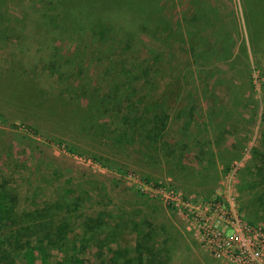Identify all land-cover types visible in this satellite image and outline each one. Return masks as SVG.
Listing matches in <instances>:
<instances>
[{
  "label": "rangeland",
  "instance_id": "374dc122",
  "mask_svg": "<svg viewBox=\"0 0 264 264\" xmlns=\"http://www.w3.org/2000/svg\"><path fill=\"white\" fill-rule=\"evenodd\" d=\"M32 1L12 2L0 18L1 80L7 78L14 52L21 78L30 76L34 67L40 84L57 93H68L63 82H70L76 91L80 82L96 77L103 89L119 82L118 98L126 109L140 110L163 101L169 114L164 142L182 138L189 112L196 136L183 138L188 143L187 159L183 166L173 167L160 146L156 151L149 143L146 157L137 140L126 147H109L105 135L71 128L68 121L38 117L41 109L22 106L0 90V185L17 194L20 209L33 208L60 194L79 197L82 205L71 217L72 234L79 241L84 236V241L89 239L82 255L91 263H107L110 254L105 247H95L82 221L103 210L116 216L122 229L116 241L109 243L112 248L125 247L133 254L137 234L130 220L143 223L146 219L153 224L155 241L170 254V264H234L210 252L195 232L198 216L205 218V206L213 205V209L214 203L225 210V202L240 217L255 218L246 208L252 189L243 185L239 168L250 162L252 149L262 144L264 30H255L250 38L241 0H175L167 10L181 20L178 30L126 35L115 29L119 37L125 35L130 48L124 42L103 44L72 27L62 35L54 30L41 35L27 23L25 34L16 35L7 29V20L24 13L31 18L36 6ZM55 52L64 56V71L61 75L47 69L42 73L44 65L56 58L52 56ZM54 64L62 68L59 61ZM124 68L133 73L126 74ZM135 72L140 73L137 79H133ZM123 76L126 84L121 81ZM175 115L182 116L180 130ZM221 124H227L225 133L215 135L214 129ZM226 140L232 142L231 159L201 182L191 168L200 164L199 146ZM175 152L179 156L181 148ZM183 168L191 172H181ZM256 220L251 222L263 234L264 220ZM251 245L255 250L256 244ZM47 251L52 262L63 260L62 264H67L65 257L71 254L56 246H47ZM40 259L39 254L37 264H42Z\"/></svg>",
  "mask_w": 264,
  "mask_h": 264
},
{
  "label": "trees",
  "instance_id": "16d2710c",
  "mask_svg": "<svg viewBox=\"0 0 264 264\" xmlns=\"http://www.w3.org/2000/svg\"><path fill=\"white\" fill-rule=\"evenodd\" d=\"M25 1L32 0H0V18L8 13L12 2L22 4ZM34 1L36 6L31 18L26 17L25 13L21 18L17 15H8L7 29H13L16 35H24L26 24L30 23L35 32L39 31L41 35L53 30L56 34L62 35L68 33L72 27L80 34L85 32L103 44L112 46L124 42L125 47L130 48L125 35L120 38L115 32L116 28L126 35H134L139 31L158 34L167 30H178L182 25L181 20L167 10L174 5L175 0ZM241 3L244 21L251 38L255 30H264V0H241ZM20 23L22 24L19 27ZM52 56L57 60L51 58L41 72L47 69L53 73V70H56L61 75L66 65L61 59L64 56L58 52ZM51 60L54 63L59 61L62 68L60 66L54 68L55 64ZM32 70L34 72H31L30 76L21 78L13 52L7 78L0 79V90L8 93L10 98L18 99L22 106L41 109L43 114L40 113L38 117L44 115L46 119H54L55 122L68 121L71 128L81 127L82 131L92 133L94 136L105 135L109 147H126L125 144L130 145L137 140L144 149V157L148 155L151 147L156 151L162 147L166 160L171 162L172 160L168 158L174 159L176 146L163 140L169 119L163 101H155L153 104L144 105L140 110L131 111L123 107L122 101L118 98L119 82L108 84V89H103L98 85L96 77L94 81L80 82L77 91L70 82H63L68 93L60 91L57 93L41 85L40 78H37V69L33 67ZM124 72L133 73L127 68ZM139 75L135 72L133 79H137ZM123 79L124 76L121 81L126 84L124 82L126 80ZM7 88H10L8 92ZM111 118L115 120L112 121ZM160 141L162 142L159 144ZM149 143L151 147L148 146ZM181 148L177 162L183 160L185 146ZM239 174L243 185L252 189L247 198L246 208L252 211L255 218H246L250 222H257L256 219L264 220V129L261 146L252 149L250 162L239 168ZM17 202V194L0 185V264H37L39 254L42 264H62L63 260L52 262L49 259L47 246L69 250L71 254L65 257L67 264L171 263L170 254L152 235L153 224L146 219L143 222L145 225L141 221L130 220V225L137 234L133 254H130L125 247L109 246V243L116 241L122 232V229L118 228L116 216L109 215L103 210L96 215H86L82 221L85 233H89L93 238L96 248L102 250L105 247L110 254L107 263L102 260L91 263L82 255L89 239L84 241V236L79 241L72 234L74 225L71 217L82 205L79 197L60 194L29 209H20Z\"/></svg>",
  "mask_w": 264,
  "mask_h": 264
},
{
  "label": "built area",
  "instance_id": "2783aa9c",
  "mask_svg": "<svg viewBox=\"0 0 264 264\" xmlns=\"http://www.w3.org/2000/svg\"><path fill=\"white\" fill-rule=\"evenodd\" d=\"M222 204L226 205L225 210L220 203H214L213 209V205L205 206L208 215L205 218L198 216L199 230L195 233L215 256L227 257L234 264H261L264 256L261 227L240 217L231 205ZM260 232V236H256ZM251 244H256L255 250H251Z\"/></svg>",
  "mask_w": 264,
  "mask_h": 264
},
{
  "label": "crops",
  "instance_id": "0c3cea01",
  "mask_svg": "<svg viewBox=\"0 0 264 264\" xmlns=\"http://www.w3.org/2000/svg\"><path fill=\"white\" fill-rule=\"evenodd\" d=\"M189 114L191 115V112H189ZM190 115H189L188 120H186L185 126H183V128H182V125L184 124V122L181 120L182 116L177 117L175 115V121L179 123V126L177 125L178 129L180 130V128H182L181 132H180V135L182 138L173 139V140L171 139L167 142L173 144L174 146H176V148L177 147L181 148L184 145L185 149L183 150V160L181 159V162H177L179 156L175 155L176 152H174V156H175L174 159L168 158V160H172L170 162V166L172 165L173 167L176 166L179 168L180 166H183L182 163L184 162V159H187V157L185 158L184 152L186 151V149L188 147V145H187L188 143H186V141L183 138L190 139V138L195 137L196 132L194 131V129H197V128H194L196 126L195 124H191L192 120H191ZM222 124H221V126L218 125L214 129V131L216 130L215 135L218 134L219 136L220 135L223 136V134L225 133V131H226L225 127H227V124L224 125L225 127L222 126ZM168 125H169V123H168ZM168 125H167V127H168ZM216 138H218V137H216ZM183 141H185V142H183ZM174 143H176V144H174ZM231 144H232V142L228 143V141L226 140L223 143H217L216 142V145H215V143L212 142V144L199 146V148H198L199 156L198 157H200V162H199L200 164L198 166H196L195 168H194V166L191 168L193 169L192 172H195L196 175L199 176L198 178L200 179L201 182L204 181L205 178H207L208 175H210L211 173L219 172V167L221 166L220 163H222V164L226 163L229 161V159H231V156H230L231 149H232V147H230ZM175 151H176V149H175ZM180 153H178V154H180ZM207 155H208V157H207ZM148 160H151V159H148ZM175 162H177V163H175ZM191 168H188V170H187V168H183L180 170H183L181 172L190 171Z\"/></svg>",
  "mask_w": 264,
  "mask_h": 264
}]
</instances>
